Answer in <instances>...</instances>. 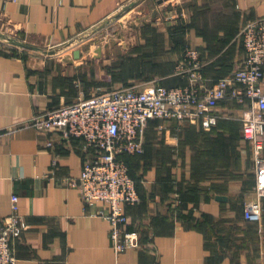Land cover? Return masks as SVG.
I'll use <instances>...</instances> for the list:
<instances>
[{
	"label": "crops",
	"instance_id": "crops-1",
	"mask_svg": "<svg viewBox=\"0 0 264 264\" xmlns=\"http://www.w3.org/2000/svg\"><path fill=\"white\" fill-rule=\"evenodd\" d=\"M127 7H143L140 17L157 18L155 29L130 32L116 44L68 49L94 39L97 27ZM258 18L264 0H0V21L23 33L28 51L61 50L56 59L0 41V230L13 194L29 224L14 243L17 264H264L255 156L242 160L232 180L215 179L224 171H203V160L214 159L216 137L226 142L218 149L226 154L232 130L235 152L248 143L237 119L247 103L221 102L220 113L229 118L213 127L216 134L173 120L147 123L140 134L144 153L128 158L140 201L125 207L127 228L141 243L125 253L112 247L111 225L98 215L102 204L87 206L69 184L87 159L85 141L19 123L92 93L184 87L187 78L175 72L188 48L200 52L211 87L243 67L241 32ZM255 201L263 216L249 222L243 207Z\"/></svg>",
	"mask_w": 264,
	"mask_h": 264
},
{
	"label": "built area",
	"instance_id": "built-area-1",
	"mask_svg": "<svg viewBox=\"0 0 264 264\" xmlns=\"http://www.w3.org/2000/svg\"><path fill=\"white\" fill-rule=\"evenodd\" d=\"M241 37L243 67L211 87L200 52L188 48L175 72L187 78L184 87L133 86L92 93L19 122L43 134L59 132L66 141H85L87 159L80 177L70 179L69 184L79 189L87 206L102 204L98 215L110 223L112 247L117 253L137 249L141 243L139 233L127 228L125 207L137 204L140 195L124 157L144 153L140 134L150 120H173L210 130L221 118H229L220 113L221 102L247 103L237 119L243 124L245 140L253 146L256 189L259 197H264V18L248 21ZM56 163L55 159L54 166ZM19 202V196L13 194L11 213L0 230V264H17L14 243L29 229ZM244 215L249 222L261 221V203H247Z\"/></svg>",
	"mask_w": 264,
	"mask_h": 264
},
{
	"label": "rangeland",
	"instance_id": "rangeland-1",
	"mask_svg": "<svg viewBox=\"0 0 264 264\" xmlns=\"http://www.w3.org/2000/svg\"><path fill=\"white\" fill-rule=\"evenodd\" d=\"M142 4V3H141ZM141 6V5H140ZM144 7V6H143ZM143 7L129 9L123 8L117 15L97 27L92 32V37L94 39H91L89 41H86V43L83 41H75L68 45L69 50L76 49L79 47H95L100 46L102 44H116L117 42H121L123 38L126 36V34L130 32H137V31H143V30H153L152 25L157 24L156 19H152L153 17L147 16L144 18H141L139 13L142 14ZM145 10L150 11L151 9L146 8ZM142 10V12H141ZM139 11V12H138ZM157 14V13H156ZM160 22V21H159ZM24 35L21 31L15 30L11 25H8L5 21H0V41L7 43L8 45H11L12 47H18L19 49L22 47L21 45L24 44L25 48L23 49V52L27 53V47L28 44L30 45V42L24 39ZM125 40V39H124ZM49 51V52H48ZM50 51H54V54H52ZM32 51H28L30 53ZM40 52L42 55L47 57H55L56 59L57 54L61 52V50H57L56 48H52L49 45H41L36 46L33 49L34 55H40ZM51 53V54H50ZM50 55V56H49ZM217 128V127H216ZM214 129H210L209 132H214ZM212 130V131H211ZM215 133V132H214ZM216 134V133H215ZM235 131H231V138H230V151L226 154V152H218V149H223V146H226V142L219 141L215 138L214 139V147L215 153H214V159L212 161L203 160L204 167L206 168L203 171L209 172L211 171H224L225 173L222 175V173H219L218 175H215V179L218 181L221 180H232L236 175H232L231 173L239 171V167L242 163V160H245L246 162L254 160V152L253 148L251 147V144L248 142L246 145H244L243 148L239 147V150L235 152V144L237 143V136L234 135ZM252 153L250 157H248L249 153ZM250 153V154H251ZM250 159V160H249ZM207 161V164H206ZM199 169H197L196 172H198ZM216 173V172H215ZM230 176V177H229ZM246 203L243 207L245 209ZM245 212V211H244ZM263 216V215H262ZM262 219V217H261Z\"/></svg>",
	"mask_w": 264,
	"mask_h": 264
},
{
	"label": "trees",
	"instance_id": "trees-1",
	"mask_svg": "<svg viewBox=\"0 0 264 264\" xmlns=\"http://www.w3.org/2000/svg\"><path fill=\"white\" fill-rule=\"evenodd\" d=\"M124 158H125L126 163L128 164V158H129V157H128V156H125ZM130 175H131V174H130ZM136 185H137V183H136ZM137 189H138V188H137ZM127 217H128V216H127ZM127 225H128V224H127Z\"/></svg>",
	"mask_w": 264,
	"mask_h": 264
},
{
	"label": "water",
	"instance_id": "water-1",
	"mask_svg": "<svg viewBox=\"0 0 264 264\" xmlns=\"http://www.w3.org/2000/svg\"><path fill=\"white\" fill-rule=\"evenodd\" d=\"M76 56H78V52H76V54H75Z\"/></svg>",
	"mask_w": 264,
	"mask_h": 264
}]
</instances>
